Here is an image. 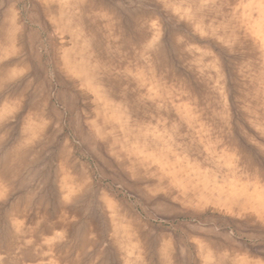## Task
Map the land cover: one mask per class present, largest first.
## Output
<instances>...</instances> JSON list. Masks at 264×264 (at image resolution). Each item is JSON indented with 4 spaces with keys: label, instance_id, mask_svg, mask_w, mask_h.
I'll list each match as a JSON object with an SVG mask.
<instances>
[{
    "label": "rangeland",
    "instance_id": "374dc122",
    "mask_svg": "<svg viewBox=\"0 0 264 264\" xmlns=\"http://www.w3.org/2000/svg\"><path fill=\"white\" fill-rule=\"evenodd\" d=\"M0 67V264H264V0H0Z\"/></svg>",
    "mask_w": 264,
    "mask_h": 264
},
{
    "label": "bare ground",
    "instance_id": "6f19581e",
    "mask_svg": "<svg viewBox=\"0 0 264 264\" xmlns=\"http://www.w3.org/2000/svg\"><path fill=\"white\" fill-rule=\"evenodd\" d=\"M6 23H7V21H6ZM6 40V42H11L12 43V37L10 36L9 38H6L5 39ZM3 64V63H2ZM4 65V64H3ZM0 69H1V67H0ZM1 74V73H0ZM75 76H78L79 78H81V74L80 73H75ZM88 86H89V88L92 90V91H95L96 92V90L94 89V87L93 86H91L92 84H91V81H90V79L87 77V78H84V79H82ZM0 84H1V81H0ZM79 121V120H78ZM76 124V123H75ZM92 124V123H91ZM244 189H241V190H239L241 193H240V195L242 196H244V197H248V198H255L256 197V201L257 202H259V203H262L263 201L259 198V196H256V195H252V194H246V193H243L244 191H243ZM118 228H119V231L120 230H124V228H122V227H119L118 226ZM115 230H117V227H116V229H114V232H115ZM116 233V232H115Z\"/></svg>",
    "mask_w": 264,
    "mask_h": 264
}]
</instances>
